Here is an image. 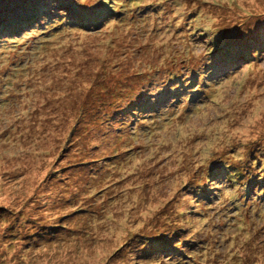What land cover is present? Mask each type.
Wrapping results in <instances>:
<instances>
[{"label": "rangeland", "instance_id": "1", "mask_svg": "<svg viewBox=\"0 0 264 264\" xmlns=\"http://www.w3.org/2000/svg\"><path fill=\"white\" fill-rule=\"evenodd\" d=\"M0 264H264V0H0Z\"/></svg>", "mask_w": 264, "mask_h": 264}, {"label": "trees", "instance_id": "2", "mask_svg": "<svg viewBox=\"0 0 264 264\" xmlns=\"http://www.w3.org/2000/svg\"><path fill=\"white\" fill-rule=\"evenodd\" d=\"M228 40V39H227ZM242 44V43H241ZM238 47V46H237ZM231 52L228 53V55L230 56ZM231 57V56H230ZM230 63V62H229Z\"/></svg>", "mask_w": 264, "mask_h": 264}]
</instances>
